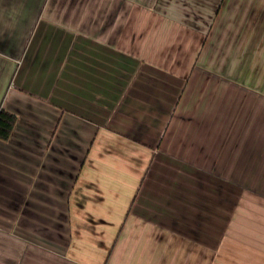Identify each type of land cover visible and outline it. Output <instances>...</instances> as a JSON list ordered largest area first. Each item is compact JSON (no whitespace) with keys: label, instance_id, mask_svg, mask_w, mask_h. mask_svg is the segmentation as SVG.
Instances as JSON below:
<instances>
[{"label":"crops","instance_id":"0c3cea01","mask_svg":"<svg viewBox=\"0 0 264 264\" xmlns=\"http://www.w3.org/2000/svg\"><path fill=\"white\" fill-rule=\"evenodd\" d=\"M256 1L0 0V264H264Z\"/></svg>","mask_w":264,"mask_h":264},{"label":"trees","instance_id":"16d2710c","mask_svg":"<svg viewBox=\"0 0 264 264\" xmlns=\"http://www.w3.org/2000/svg\"><path fill=\"white\" fill-rule=\"evenodd\" d=\"M16 122V115L5 109L0 110V138L9 139Z\"/></svg>","mask_w":264,"mask_h":264},{"label":"rangeland","instance_id":"374dc122","mask_svg":"<svg viewBox=\"0 0 264 264\" xmlns=\"http://www.w3.org/2000/svg\"><path fill=\"white\" fill-rule=\"evenodd\" d=\"M260 2H259V0H257L256 3L252 2V6H254L256 4L257 6L261 7L263 3L261 2V4H260ZM255 11H258L260 13L261 17L264 16V6H262V8L260 10L256 9Z\"/></svg>","mask_w":264,"mask_h":264}]
</instances>
